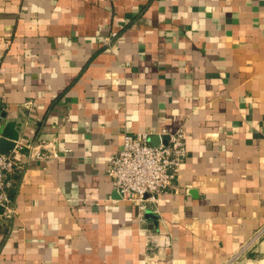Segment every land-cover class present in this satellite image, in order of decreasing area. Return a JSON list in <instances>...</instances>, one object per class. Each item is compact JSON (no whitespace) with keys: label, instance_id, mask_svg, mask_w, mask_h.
I'll return each instance as SVG.
<instances>
[{"label":"crops","instance_id":"crops-1","mask_svg":"<svg viewBox=\"0 0 264 264\" xmlns=\"http://www.w3.org/2000/svg\"><path fill=\"white\" fill-rule=\"evenodd\" d=\"M1 70L0 138L60 158L0 207V264H264V0H0ZM179 131L180 179L140 220L109 159Z\"/></svg>","mask_w":264,"mask_h":264},{"label":"built area","instance_id":"built-area-1","mask_svg":"<svg viewBox=\"0 0 264 264\" xmlns=\"http://www.w3.org/2000/svg\"><path fill=\"white\" fill-rule=\"evenodd\" d=\"M117 35L103 41V45L113 48ZM4 71L1 70L0 73ZM158 136V146L151 145V138ZM162 137H168L165 143ZM24 149L27 158H22ZM188 157L184 131L154 135L149 132H126L122 147L109 159L108 176L121 200L132 205L140 220L145 213L156 208L162 197L170 192L180 179V171ZM59 159L60 155L45 142L24 145L16 141V146L8 154H0V207L3 215H14L15 206L11 192L16 189L18 176L32 162ZM148 243L155 247H171L168 235L150 234Z\"/></svg>","mask_w":264,"mask_h":264},{"label":"water","instance_id":"water-1","mask_svg":"<svg viewBox=\"0 0 264 264\" xmlns=\"http://www.w3.org/2000/svg\"><path fill=\"white\" fill-rule=\"evenodd\" d=\"M163 141L166 143L168 137H162ZM160 143V138L158 136H154L151 138V145L152 146H158ZM16 146V142L12 140H8L5 137L0 138V154L6 155L8 154L11 150H13ZM147 217L153 219L154 224H156L155 220L158 219L156 215L153 214V212L148 211L146 214ZM153 228V227H151Z\"/></svg>","mask_w":264,"mask_h":264}]
</instances>
